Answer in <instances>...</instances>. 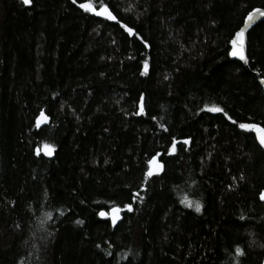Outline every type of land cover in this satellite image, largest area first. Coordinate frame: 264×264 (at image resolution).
Listing matches in <instances>:
<instances>
[{"label": "trees", "instance_id": "1", "mask_svg": "<svg viewBox=\"0 0 264 264\" xmlns=\"http://www.w3.org/2000/svg\"><path fill=\"white\" fill-rule=\"evenodd\" d=\"M255 7L0 0V264H262L264 148L239 124L264 128V20L248 66L228 54ZM114 207L112 226L100 211Z\"/></svg>", "mask_w": 264, "mask_h": 264}, {"label": "snow or ice", "instance_id": "2", "mask_svg": "<svg viewBox=\"0 0 264 264\" xmlns=\"http://www.w3.org/2000/svg\"><path fill=\"white\" fill-rule=\"evenodd\" d=\"M21 3L23 5H25V6H28V5L31 4V0H21ZM72 3L73 4H77V0H72ZM78 7L80 9H82L85 13H92L95 16L104 17L105 19H107L109 21H115L116 23L120 24V26L122 28H124V30L129 35H132V36L137 35L132 27H129L127 25L122 24L117 19V17L115 15H113L112 11L106 5L101 4L99 10H97V7L94 6V4L91 3V2L79 3ZM257 13L259 15H261V16H264V11H261L260 9H256L254 12L249 13L246 22L252 21ZM244 32H245L244 28H241L238 32H236V34H235L236 38L231 41V43L234 46H236V47H234V50L230 53V55H232L233 57H238L240 60L244 61L245 63H248V60H247V58L245 56V53H244V47H245ZM147 74H148V65H147V63H145L144 71L141 72V75H147ZM260 83L264 84V79H261ZM144 110L145 109H144V103H143V96H141V102H140V105H139V112L137 114L144 113ZM207 111H210V112H223L224 110L222 108H219V107H216V106H212L210 108H207ZM41 115L43 116V113ZM225 115L227 116V113H225ZM46 119L47 118L45 117V120ZM229 119H231V117H229ZM232 123L235 124L236 121L232 120ZM239 128L243 129L245 131H248V132L257 133L256 139L259 142V146L261 148H264V128H261L260 126L255 125V124H247V123L239 124ZM188 143H189L188 140H184L183 141V144H188ZM175 146L176 145H175V142H174L173 145H172L171 151L175 150ZM45 149H46V151H45L44 154L47 155V156H51L55 152V147L51 146V145H45ZM106 163H107V161H106ZM157 167H162V166L161 165H157ZM152 174L153 173L151 171H149L148 175L151 176ZM242 178L243 177H241V179ZM138 196H139V193L134 194V199H135V197H138ZM260 199L264 200V193H261ZM181 203L185 204V206L189 207V208L194 207V209H195V211L197 213H199L201 211V208H202V205L199 202H195V204H193V202L188 201L187 199L182 200ZM125 208H126V210L128 212H132L133 211V207H132L131 204L126 205ZM121 211H122V209L115 208V207L112 209L113 215L111 217V220H112L113 226H115L117 224V221L120 219L119 213ZM100 215L101 216H105V213L101 212ZM241 219H243V217H241ZM75 223L78 224V225H82L84 223V221L77 220V221H75ZM237 253H238V255H243L242 250L239 249V248H237Z\"/></svg>", "mask_w": 264, "mask_h": 264}, {"label": "water", "instance_id": "3", "mask_svg": "<svg viewBox=\"0 0 264 264\" xmlns=\"http://www.w3.org/2000/svg\"><path fill=\"white\" fill-rule=\"evenodd\" d=\"M256 9H260L261 11H264V9H261V8H254V9L251 10L249 13L254 12ZM249 13L245 16L244 21H243V24H242V26L240 27V29H241V28H244V29H245V32H244V42H245L244 53H245L246 58H247V33H248V31H249L254 25H256V24L259 23L260 21L264 20V16H261V15H259V14L257 13L252 21H250V22H246ZM112 22H115V21H112ZM240 29H239V30H240ZM239 30H238V31H239ZM238 31H237V32H238ZM235 34H236V32H235ZM235 34H234V36H233V39L236 38V37H235ZM233 39H232V40H233ZM234 47H236V46H234V45L231 43L230 53L234 50ZM230 58L233 59V60H237V61L241 62L244 66H248V63H245L244 61L240 60L238 57H233L232 55H230ZM247 60H248V59H247ZM261 79H262V78L258 77L259 84L261 85V87H262V89H263V91H264V84H261V83H260V80H261ZM48 121H49L48 118H47L46 120H45V118H43L42 121L39 123L38 127H39L40 125H43V124L47 123ZM112 209H113V208H112ZM112 209H110V210H108V211H102V212L105 213V216H101V217H109V218H110V221H111V224H112L111 217H112V215H113V213H112ZM100 213H101V212H100ZM119 215H120V213H119ZM120 220H121V216H120V219L117 221V223H118ZM112 225H113V224H112ZM262 264H264V261L262 262Z\"/></svg>", "mask_w": 264, "mask_h": 264}, {"label": "bare ground", "instance_id": "4", "mask_svg": "<svg viewBox=\"0 0 264 264\" xmlns=\"http://www.w3.org/2000/svg\"><path fill=\"white\" fill-rule=\"evenodd\" d=\"M255 8H260V7H255ZM253 9H254V8H253ZM253 9H252V10H253ZM261 9H264V8H261ZM97 10H99V8H97ZM250 11H251V10H250ZM250 11H249V12H250ZM249 12H248V13H249ZM248 13H247V14H248ZM247 14H246V15H247ZM246 15H245V16H246ZM244 18H245V17H244ZM243 21H244V19H243ZM242 24H243V22H242ZM241 26H242V25H241ZM239 29H240V28H239ZM239 29H238V30H239ZM238 30H237V31H238ZM237 31H236V32H237ZM234 34H235V33H234ZM233 36H234V35H233ZM233 36H232V38L229 40V43H228V54H229V57H230L231 41H232V39H233ZM247 59H248V57H247ZM262 79H263V78H262ZM260 86H261V85H260ZM261 88H262V87H261ZM262 90H263V89H262ZM45 117H46L45 115H43V116L40 115V116L38 117V119L36 120V125L38 126L39 123L42 121V119L45 118ZM46 118H47V117H46ZM153 158H155V159L157 160L156 157H153ZM153 158H152V159H153ZM152 159H150V160H152ZM157 162L160 163L158 160H157ZM148 164H149V163H148ZM148 173H149V172H148ZM156 173H157V172H156ZM119 209H120V208H119ZM102 211H105V210H102ZM102 211H100V212H102ZM120 216H121V220H122V217H123L122 212H120ZM107 218L109 219V222H110V224H111L110 218H109V217H107ZM121 220H120V221H121ZM120 221H119V222H120ZM119 222H118V223H119ZM111 225H112V224H111ZM112 226H113V225H112ZM263 261H264V259L262 260V262H263Z\"/></svg>", "mask_w": 264, "mask_h": 264}, {"label": "rangeland", "instance_id": "5", "mask_svg": "<svg viewBox=\"0 0 264 264\" xmlns=\"http://www.w3.org/2000/svg\"><path fill=\"white\" fill-rule=\"evenodd\" d=\"M44 151H46V149ZM157 165H161L162 167H157ZM162 169H163V164L158 163L155 158L149 161L148 172L151 171L152 173H156V172H160Z\"/></svg>", "mask_w": 264, "mask_h": 264}]
</instances>
